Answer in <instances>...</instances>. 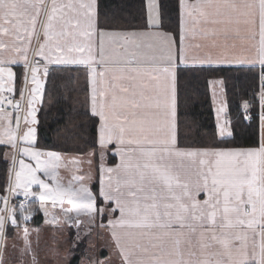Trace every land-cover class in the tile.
Listing matches in <instances>:
<instances>
[{
	"label": "snow or ice",
	"instance_id": "obj_1",
	"mask_svg": "<svg viewBox=\"0 0 264 264\" xmlns=\"http://www.w3.org/2000/svg\"><path fill=\"white\" fill-rule=\"evenodd\" d=\"M126 13L121 0H0V145L14 150L0 195V264L9 227L23 241L21 264H40L27 226L34 210L9 202L21 191L39 198L45 217L47 205L59 209L46 222L76 229L73 250L107 230L109 255L90 244L87 264H113V253L119 264H264V0H145L141 23ZM15 65L24 69L18 100ZM49 65L85 67L93 135L76 156L36 146ZM211 65L246 69L259 91L243 101L245 128L227 118L224 80L210 81L221 91L212 142L191 146L178 93ZM237 137L254 142L234 146ZM106 153L119 162L106 165Z\"/></svg>",
	"mask_w": 264,
	"mask_h": 264
},
{
	"label": "trees",
	"instance_id": "obj_2",
	"mask_svg": "<svg viewBox=\"0 0 264 264\" xmlns=\"http://www.w3.org/2000/svg\"><path fill=\"white\" fill-rule=\"evenodd\" d=\"M133 23H141L142 9L145 0H121ZM170 30V29H166ZM210 70L199 73L195 78H188L182 83L178 93L177 119L182 132L181 139L191 146H207L212 138L215 126V114L211 101L210 81L223 79L225 97L228 105V116L233 123H241L247 127L249 122L243 121L244 100H252L253 93L259 91L258 80L246 69L235 66H206ZM90 88L86 83L84 66L55 65L48 70L44 97L38 111L37 145L42 149L80 154L79 149L91 147L86 143L93 135V118L86 115L89 107ZM253 107L259 110V98L255 97ZM74 129L83 139H69ZM251 138L237 137L234 146H251ZM7 153V156L5 155ZM12 152L6 146L0 145V195H6L9 169L11 168ZM114 163L116 157L110 155ZM36 203V201H33ZM35 224L42 220V214L35 212ZM83 246V245H82Z\"/></svg>",
	"mask_w": 264,
	"mask_h": 264
},
{
	"label": "rangeland",
	"instance_id": "obj_3",
	"mask_svg": "<svg viewBox=\"0 0 264 264\" xmlns=\"http://www.w3.org/2000/svg\"><path fill=\"white\" fill-rule=\"evenodd\" d=\"M54 65H49L48 68L50 69ZM13 70L17 73L16 78V92L12 95L11 98L14 100L20 99V92L21 90L25 89V84L23 80V72L24 69H15ZM43 71V67L41 68ZM47 78V77H46ZM46 78L41 75V79L44 82V88L46 85ZM31 87V84H28V88ZM44 91V90H43ZM210 94H211V101L213 108L216 113V108L218 107L219 101L221 99V91L219 85H213L210 83ZM27 91H25V97L27 98ZM225 87L223 85V99L226 100L225 97ZM227 102V100H226ZM22 108L26 107V102L21 101ZM42 103L37 104L36 107L39 111ZM9 111L12 109L9 107ZM15 114V113H14ZM222 118H224L222 116ZM37 119H38V112H37ZM38 126V125H37ZM38 147V145H36ZM9 148V147H8ZM40 148V147H39ZM11 149V148H9ZM42 149V148H41ZM45 151H53V152H60L61 154L72 157L79 154L68 153V152H61V151H54V150H47ZM13 149L11 152L13 153ZM108 153L105 154L104 162L107 164V156ZM25 159L28 163H33L30 158L28 157H19ZM93 176L95 177V167H93ZM71 172V166L68 169L61 168L60 175L62 178L67 179ZM33 191H38L39 189L36 186H33ZM22 197V191L19 192L18 195H15L14 198ZM27 200H35L37 203L32 204L31 201H28L27 206L34 210V214L38 211L42 214V220L40 223L35 224V216L33 215L32 218L27 222V226L32 231L31 239L33 240V248L38 253V259L40 264H87V252L90 250L89 245L91 244L95 249H97L103 256L109 255V249L111 248V238L106 229H95L93 230L90 236H87L82 239V241L77 244L75 250L72 249V240L75 238L76 229L70 228L67 225H64L63 220H61V226L56 227L49 225L46 220L51 217L52 214L62 216L59 209H52L51 205H47L50 211V216L45 217L44 212L39 209V198L38 197H29ZM16 205V203H13ZM17 219L22 221V214L20 212L17 213ZM32 220L34 222H32ZM106 223V221H105ZM38 230V238H39V247L36 246L37 240V231ZM17 229L14 227H9L8 229V239L6 241L7 248L4 251V262L5 264H21V257H20V249L23 248V241L19 239L16 235ZM83 232V229H81ZM15 245V247H13ZM83 245V246H82ZM25 261H29L31 259L30 255H26L23 258ZM112 261L113 264H119V258L114 253L112 254Z\"/></svg>",
	"mask_w": 264,
	"mask_h": 264
},
{
	"label": "crops",
	"instance_id": "obj_4",
	"mask_svg": "<svg viewBox=\"0 0 264 264\" xmlns=\"http://www.w3.org/2000/svg\"><path fill=\"white\" fill-rule=\"evenodd\" d=\"M55 66V65H54ZM211 66H229V65H211ZM13 68H15V69H23L22 68V66L21 65H15V66H13ZM213 106V105H212ZM213 110H214V108H213ZM214 114H215V123H216V113H215V110H214ZM114 155V154H113ZM116 156V161L114 162V163H118L119 162V157L117 156V155H115ZM114 163H108V164H106V165H108V166H111V165H113ZM204 198V196H203V194H201V196H200V199H203Z\"/></svg>",
	"mask_w": 264,
	"mask_h": 264
}]
</instances>
